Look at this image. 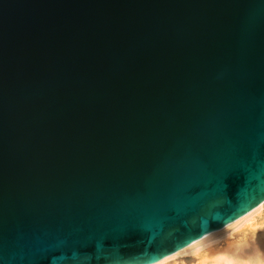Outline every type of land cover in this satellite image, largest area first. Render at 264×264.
<instances>
[{
	"label": "water",
	"instance_id": "1",
	"mask_svg": "<svg viewBox=\"0 0 264 264\" xmlns=\"http://www.w3.org/2000/svg\"><path fill=\"white\" fill-rule=\"evenodd\" d=\"M263 206L264 0H0V264H165Z\"/></svg>",
	"mask_w": 264,
	"mask_h": 264
},
{
	"label": "rangeland",
	"instance_id": "2",
	"mask_svg": "<svg viewBox=\"0 0 264 264\" xmlns=\"http://www.w3.org/2000/svg\"><path fill=\"white\" fill-rule=\"evenodd\" d=\"M256 246L264 250V207L251 221L241 223L226 234L213 237L199 248L165 264H217L216 261L220 262L225 256H237L240 260L247 258L252 262L254 255L249 256L248 251Z\"/></svg>",
	"mask_w": 264,
	"mask_h": 264
},
{
	"label": "bare ground",
	"instance_id": "3",
	"mask_svg": "<svg viewBox=\"0 0 264 264\" xmlns=\"http://www.w3.org/2000/svg\"><path fill=\"white\" fill-rule=\"evenodd\" d=\"M263 207H260L249 219L244 220V221H241V222L235 224L231 229H233L234 227H236L237 225H239L241 223L251 221L253 219L254 215L257 212H259ZM210 239H208V240H210ZM208 240L204 241L202 244H204ZM201 245L195 247L194 249L199 248ZM248 255L249 256L250 255H254L252 262L249 259H247V258H243L242 260H240V259L237 258V256H232L231 258H229L228 256H225L224 258H222V259L219 260L220 262H218V261H216V262H217V264H250V263L251 264H264V250L262 248H260L258 246L253 247L251 250L248 251ZM187 260H191V258L190 259H187ZM206 264H208V263H206Z\"/></svg>",
	"mask_w": 264,
	"mask_h": 264
},
{
	"label": "snow or ice",
	"instance_id": "4",
	"mask_svg": "<svg viewBox=\"0 0 264 264\" xmlns=\"http://www.w3.org/2000/svg\"><path fill=\"white\" fill-rule=\"evenodd\" d=\"M191 244H192V241L190 240V241L187 242V244L182 245L181 248H183V247H187V246H190ZM179 251H180V248H178V249L176 250L177 255L179 254ZM169 255H170V254H169ZM161 259H163V257H162Z\"/></svg>",
	"mask_w": 264,
	"mask_h": 264
}]
</instances>
